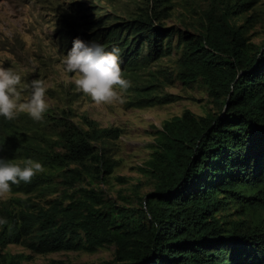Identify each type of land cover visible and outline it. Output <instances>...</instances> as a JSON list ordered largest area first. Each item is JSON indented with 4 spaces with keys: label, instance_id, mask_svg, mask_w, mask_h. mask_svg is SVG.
Here are the masks:
<instances>
[{
    "label": "trees",
    "instance_id": "obj_1",
    "mask_svg": "<svg viewBox=\"0 0 264 264\" xmlns=\"http://www.w3.org/2000/svg\"><path fill=\"white\" fill-rule=\"evenodd\" d=\"M172 1L150 0L134 20L98 24L84 41L105 51L118 48L122 66L134 72L173 53L161 42L171 40L174 29L154 25ZM253 3L212 5L200 33H180L177 77L188 86L201 81L214 109L203 116L187 110L164 123L159 147L141 169L153 189L136 196L134 206L107 201L95 189L42 199V193H58L61 183L70 190L86 176L112 174L104 142L117 138V130L87 117L85 127L65 116L44 115L40 122L26 114L11 122L0 117V159L44 166L30 183L12 185L11 192L24 198L0 204V218L7 220L0 225V264L26 259L5 253L11 244L40 255L113 246L105 264H264V43L248 37L253 19L238 25L232 10L247 6L242 14ZM154 86L140 89L135 106L176 101L149 92Z\"/></svg>",
    "mask_w": 264,
    "mask_h": 264
},
{
    "label": "rangeland",
    "instance_id": "obj_2",
    "mask_svg": "<svg viewBox=\"0 0 264 264\" xmlns=\"http://www.w3.org/2000/svg\"><path fill=\"white\" fill-rule=\"evenodd\" d=\"M223 1L227 0H173L167 4L166 15L154 25L174 29V37L167 41L162 37L161 42L163 48L170 45L173 53L157 61L144 62L134 72L122 66L119 54L121 70L131 87L121 92L123 103L98 106L75 91L74 74L62 70V58L71 51L75 39L84 41L85 35L100 27L98 24L111 28L134 20L136 15L149 10L150 0H0V66L20 72L24 85L35 79L46 82L49 108L45 115L57 120L65 116L83 127V118L87 117L102 129L118 131L117 138L104 142L105 153L114 163L112 174L95 179L86 176L70 190H65L61 183L58 193H42L43 200L58 197L62 191L77 195L81 189H95L107 201L128 207L136 204V196L142 197L152 191V180L141 169L159 147L164 123L187 110L203 116L214 109L201 81L188 86L178 79L177 61L182 50L177 43L180 33H200L204 12L212 5L224 9ZM253 2L252 8L248 7L249 10L242 14L247 6L235 4L233 21L243 25L246 19H253L248 25V37L252 43L261 45L264 43V0ZM151 81L155 86L148 89L149 92L155 96H171L176 101L150 107L135 106L139 103L140 89ZM30 91L27 88L23 95H29ZM18 198L24 196L11 192L0 198V204ZM114 252L115 248L109 246L95 252L78 250L40 255L18 244H11L5 250L10 255H24L26 259L21 264H105L113 259Z\"/></svg>",
    "mask_w": 264,
    "mask_h": 264
},
{
    "label": "clouds",
    "instance_id": "obj_3",
    "mask_svg": "<svg viewBox=\"0 0 264 264\" xmlns=\"http://www.w3.org/2000/svg\"><path fill=\"white\" fill-rule=\"evenodd\" d=\"M61 68L74 74L75 91L89 97L98 106L123 103L121 92L131 87L121 70L118 48L105 51L95 42L88 44L77 38L71 51L63 56ZM27 88L31 91L24 96ZM46 92L47 84L43 79L24 85L20 72L0 66V117L6 121H14L20 114H26L37 122L42 121L49 108ZM43 170L44 166L33 159H0V198L11 193L12 185L30 183ZM4 224L7 220L0 218V225Z\"/></svg>",
    "mask_w": 264,
    "mask_h": 264
}]
</instances>
